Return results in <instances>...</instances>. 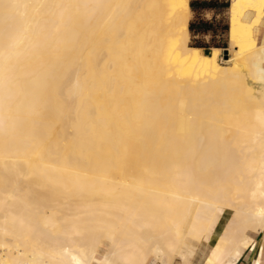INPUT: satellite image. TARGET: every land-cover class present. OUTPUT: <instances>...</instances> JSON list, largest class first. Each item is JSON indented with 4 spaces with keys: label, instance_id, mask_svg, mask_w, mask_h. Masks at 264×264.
Instances as JSON below:
<instances>
[{
    "label": "bare ground",
    "instance_id": "obj_1",
    "mask_svg": "<svg viewBox=\"0 0 264 264\" xmlns=\"http://www.w3.org/2000/svg\"><path fill=\"white\" fill-rule=\"evenodd\" d=\"M190 2L0 0V264H173L205 236L225 264L264 231V0H230L225 58Z\"/></svg>",
    "mask_w": 264,
    "mask_h": 264
},
{
    "label": "crops",
    "instance_id": "obj_2",
    "mask_svg": "<svg viewBox=\"0 0 264 264\" xmlns=\"http://www.w3.org/2000/svg\"><path fill=\"white\" fill-rule=\"evenodd\" d=\"M191 1H193V0H191ZM194 1H195L196 6L198 7V10L194 11L192 9L193 16H192L191 20H195V19L200 18V19H204V20L209 21V22H214L215 24H217V23H223V24L229 23V11H228L229 7L222 9L220 6H218V4L213 5V6H208V7H201V4H200L201 1H208L209 2L211 0H194ZM214 1H216V0H214ZM218 1L222 2L223 0H218ZM225 1H227V0H225ZM255 16H256V13L254 11H247L244 18L247 21H251L255 18ZM254 33H255L257 40L260 43L264 42V14H263L262 18H260V21L254 26ZM227 35H228V33H227ZM197 36H200V35H197ZM212 36L213 35L211 32L204 35V37L207 40L210 39ZM220 36H221V34L218 35V37H220ZM220 48H222V47H220ZM224 212H226V210ZM218 217H220V215H218V211H217V213L213 219L212 224L214 223V221H216V218H218ZM216 227H218V226H216ZM252 236L254 237L255 240L251 244V246L248 248L243 247V246L238 247L230 255V257L227 259L225 264H264V238H263L264 237V231L254 233V234H252ZM202 240H205V241H202ZM212 246H213V244H212ZM212 246H211V248H212ZM211 248H209V241L207 240L206 237H204L201 240L187 239L184 247L182 248V250L179 251V253L175 257L179 256L183 260H189L192 258L191 264H204L207 257H208V254H209ZM154 264H156V263H154Z\"/></svg>",
    "mask_w": 264,
    "mask_h": 264
},
{
    "label": "trees",
    "instance_id": "obj_3",
    "mask_svg": "<svg viewBox=\"0 0 264 264\" xmlns=\"http://www.w3.org/2000/svg\"><path fill=\"white\" fill-rule=\"evenodd\" d=\"M218 2V3H217ZM191 7L194 11L198 10V7L195 4V1L190 2ZM201 7H208L217 5L220 6L222 9L228 8L230 5V1L223 0L222 2H219L218 0L214 1H201L200 2ZM223 20V19H222ZM191 36H192V45L198 47L199 49H206L209 50L212 47H222L227 48L228 47V39H227V33L229 31V23L223 24V23H217L209 22L204 19H195L190 21L189 25ZM212 33V37L210 39H206L204 37L207 33ZM221 34L220 37L218 35ZM200 35V36H197Z\"/></svg>",
    "mask_w": 264,
    "mask_h": 264
},
{
    "label": "rangeland",
    "instance_id": "obj_4",
    "mask_svg": "<svg viewBox=\"0 0 264 264\" xmlns=\"http://www.w3.org/2000/svg\"><path fill=\"white\" fill-rule=\"evenodd\" d=\"M192 16H193V11H192ZM192 19V18H191ZM227 37V39H228V47L227 48H223L222 49V53H221V58H225L226 57V54H225V49H229V36L227 35L226 36ZM190 43H192V36L190 35ZM202 52H204V53H211V50L212 49H209V50H206V49H200ZM230 54V52H228V55ZM112 171L113 172H117V171H119V169H116V168H112ZM225 211V209H220V210H218V215H220V217H218V218H216V221H214V225L215 226H218V230H220L225 224H226V222L228 221V219H229V217L231 216V212H230V210H226V212H224ZM252 234H254V232H252ZM206 237V236H205ZM187 239H191L190 237H188ZM186 239V240H187ZM203 239V238H202ZM202 241H205V240H202ZM201 241V242H202ZM200 242V243H201ZM199 243V244H200ZM198 244V245H199ZM212 242H209V248H211V246H212ZM198 248V247H197ZM154 256H152L151 258H150V262H149V264H151V262H152V264H154V263H156V258H154ZM152 260V261H151ZM191 262H192V258L191 259H189V260H183L181 257H179V256H177V257H175L174 258V261H173V264H191Z\"/></svg>",
    "mask_w": 264,
    "mask_h": 264
},
{
    "label": "water",
    "instance_id": "obj_5",
    "mask_svg": "<svg viewBox=\"0 0 264 264\" xmlns=\"http://www.w3.org/2000/svg\"><path fill=\"white\" fill-rule=\"evenodd\" d=\"M228 49H225V54H226V56H228Z\"/></svg>",
    "mask_w": 264,
    "mask_h": 264
}]
</instances>
